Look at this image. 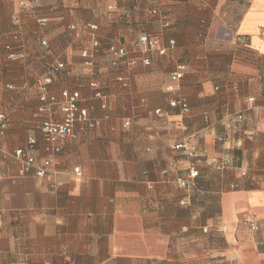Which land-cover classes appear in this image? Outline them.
Returning <instances> with one entry per match:
<instances>
[{"label":"crops","instance_id":"1","mask_svg":"<svg viewBox=\"0 0 264 264\" xmlns=\"http://www.w3.org/2000/svg\"><path fill=\"white\" fill-rule=\"evenodd\" d=\"M38 1L36 9L21 10L17 0H0V112L12 119L0 147L11 153L32 135L41 140L37 84L55 58L66 70L52 92L79 90L82 105L101 121L63 143L50 177L21 176L20 162L0 159V264H264V0ZM154 5L174 11L172 27L164 30L149 15ZM42 18L46 28L38 24ZM202 20L207 30L196 43ZM86 23L98 25L101 43L91 69L81 53L92 43L69 29ZM16 32L22 46L10 58L5 48ZM148 32L159 37L165 55L139 51L135 41ZM111 43L124 46L136 63L110 66ZM178 65L186 71L176 83L171 76ZM97 82L107 111L94 97ZM172 85L176 90L168 91ZM178 95L188 99L189 115L154 114ZM249 97L257 102L248 104ZM240 113L244 130L230 134L225 120ZM54 116L63 119L60 111ZM184 135L204 150L198 164L206 184L201 192L209 197L204 206L180 205L188 192L171 183L189 174L190 159L174 149ZM216 135L230 141L216 142ZM234 148L251 173L231 190L237 172H212L205 158L233 156ZM248 217L259 230L250 228Z\"/></svg>","mask_w":264,"mask_h":264},{"label":"built area","instance_id":"2","mask_svg":"<svg viewBox=\"0 0 264 264\" xmlns=\"http://www.w3.org/2000/svg\"><path fill=\"white\" fill-rule=\"evenodd\" d=\"M19 8H31L34 9L38 5V0H17ZM112 8V7H110ZM152 16L160 22L164 30L171 27V18L173 11L168 8L163 12L162 8L154 7L152 10ZM40 28H46L48 20L42 18L38 21ZM206 25V22L202 23ZM76 39H81L82 36H88L90 43H92L91 49H82L81 58L84 59V67L86 69H91L94 67L95 55L98 48L101 46L99 37H98V25L94 23H86L83 27L78 28L75 24H72L69 28ZM205 36L204 33H201L199 38L202 40ZM198 38V39H199ZM12 42L6 44V50L9 53L10 58L16 56L17 48L21 47V34L20 32L13 33L11 35ZM199 40V41H201ZM135 45L138 47L139 51L143 53L157 52L159 55H165L167 49L160 46L159 37L153 33H145L140 35V37L135 41ZM14 43V44H13ZM43 46L48 47L47 41L44 39L41 41ZM176 41L170 40V46L174 47ZM108 56L110 57V66L113 68H118L126 64L133 65L136 62L128 60L127 49L124 46L111 43L107 48ZM143 64L148 66L151 64L149 58L143 60ZM186 66L178 65L176 71L172 74V81L179 83L185 77ZM66 70V63L61 58H55L50 62L44 71V76L39 80L37 84V89L39 92V108L38 113L42 114L43 120L39 127V133H41V140H38L36 136H30L26 142L24 148L17 149L11 153L4 151L0 147V159L4 162H7L11 159H15L17 162L21 163L20 175L21 176H34L38 178H47L50 177L51 168L54 164V160L59 156L63 151V143L70 140H75L79 138L84 129L82 128H95L100 124L101 120L95 121L90 116V111L87 107L82 105L81 94L79 90L66 89L60 93L52 92V85L55 81V78ZM117 81L122 84V86L127 87L128 83L123 77H117ZM233 86V85H232ZM95 87L96 99L101 101V108L107 111L110 107L109 102L107 101L106 94L101 87L100 82L93 84ZM234 88V87H233ZM216 90H220V86H216ZM176 90L175 85H172L168 88V91ZM257 102L256 97H249L247 99L248 104H254ZM57 111L62 113L63 119H58L54 116ZM176 111L183 117H186L190 113V104L187 98L182 95H178L175 98H172L169 102V109L157 108L154 111L155 115L158 116H172L171 112ZM105 119H110L108 114L105 115ZM246 115L240 113L234 116H230L225 120V127L227 131L231 134L236 132H242L244 130L243 124L245 122ZM10 115L6 112H0V137L6 135V132L11 126ZM205 121L208 123V116L205 117ZM130 124V121L125 123L126 126ZM208 124L206 128H209ZM79 128V129H78ZM183 133L189 131L188 126L183 125L180 127ZM82 130V131H81ZM215 141L219 143H228L229 137L227 135H216ZM235 142V141H234ZM239 145V142H236V146ZM174 149L181 151L185 154L187 158L190 159L191 165L189 168V174L187 177L177 176L171 179V183H175L178 187L185 189L188 192L187 198H189L190 193L196 188V179L199 177L200 172L198 169V164L201 162V155L199 151L190 143V137L184 135V137L175 143ZM41 153L43 154L40 158ZM207 166L213 172H218L221 175L227 174L228 172H237L236 179L232 181L229 185L231 190L238 189L237 180L246 179L251 171L248 166H239L237 163L238 160L234 156L226 157H217L209 158L206 157ZM74 172L76 175H81L80 168H75ZM162 173L165 176H168L170 173L168 169H163ZM188 199L181 200V205L186 206L189 204ZM247 222L250 224V228L253 230H259L257 223L254 219L250 217L247 218ZM204 231L208 232L206 228ZM20 264H25L21 262Z\"/></svg>","mask_w":264,"mask_h":264},{"label":"trees","instance_id":"3","mask_svg":"<svg viewBox=\"0 0 264 264\" xmlns=\"http://www.w3.org/2000/svg\"><path fill=\"white\" fill-rule=\"evenodd\" d=\"M187 1V0H186ZM159 5H154V7H158ZM154 7H150L149 8V10H148V13H149V15L152 17V18H155V17H153L152 16V12H151V10L154 8ZM172 10V9H171ZM173 11V10H172ZM173 13H174V11H173ZM173 15L174 14H172V18L171 19H173ZM156 19V18H155ZM204 22H206L205 20H202L201 22H200V25H201V27H200V29H199V31H198V33H197V35H196V37H195V41H196V43H201V42H203V39L201 40L200 38H199V36L201 35V33H204L205 34V31L207 30V26L205 27V25H203L202 23H204ZM171 27H172V23H171ZM199 38V39H198ZM204 38V37H203ZM199 40H201V41H199ZM260 97L262 96V97H264V90H262L261 92H260ZM205 117L206 116H204V119H205ZM198 144H199V153L201 154L204 150H203V147H202V143L201 142H198ZM231 151H233L232 152V155L234 156V158L236 159V160H238L237 161V163L236 164H238L239 165V163H240V156L238 155V153H239V150L237 149V148H234L233 150H231ZM235 153V154H234ZM201 157V156H200ZM202 158V157H201ZM203 158H205V157H203ZM240 166V165H239ZM207 169L208 170H210V168L207 166ZM211 171V170H210ZM199 172H200V170H199ZM213 172V171H212ZM216 173V172H215ZM228 173H230V172H228ZM201 176H202V173L200 172V175H199V177L196 179V188L190 193V195H189V198H187L188 200V202L190 203V204H193L194 202H196V201H198V203H199V205H202V206H204V204H205V202H206V200L209 198V197H207V194L206 193H202L201 191V188H203L204 186H206V184H205V182H201L200 181V178H201ZM236 178V177H235ZM234 181V180H233ZM225 185H227V184H225ZM211 198H213V197H211ZM213 208V207H212ZM210 211H213V209H211ZM209 235V238H207V242L209 243V245H213L214 244V237H213V235H211L210 233L208 234Z\"/></svg>","mask_w":264,"mask_h":264},{"label":"rangeland","instance_id":"4","mask_svg":"<svg viewBox=\"0 0 264 264\" xmlns=\"http://www.w3.org/2000/svg\"><path fill=\"white\" fill-rule=\"evenodd\" d=\"M34 9H36V8H34ZM6 49V48H5ZM7 51V50H6ZM52 62V61H51ZM49 64V63H48ZM86 69V68H85ZM88 72H86V74H87ZM39 131V130H38ZM181 205V204H180ZM210 213L212 212V211H209ZM207 230H208V232L207 233H212V230L208 227L207 228ZM214 232V231H213ZM213 237H214V239H216L215 238V236L213 235ZM214 243H216V240H215V242Z\"/></svg>","mask_w":264,"mask_h":264}]
</instances>
